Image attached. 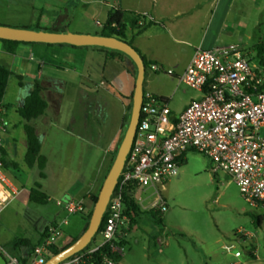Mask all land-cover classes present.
Listing matches in <instances>:
<instances>
[{
  "label": "rangeland",
  "instance_id": "obj_1",
  "mask_svg": "<svg viewBox=\"0 0 264 264\" xmlns=\"http://www.w3.org/2000/svg\"><path fill=\"white\" fill-rule=\"evenodd\" d=\"M85 1L0 0V24L43 29L66 26L71 32L99 33L98 24H103L106 8L99 5L98 0ZM253 1L260 11L246 17L247 26L237 44L252 64L260 65L258 52L260 48L264 51V0ZM99 9L102 15H98ZM118 70L116 82L108 79L112 87L109 89L99 86L98 76L79 79L73 71L59 70L57 73L63 79H73L62 92L59 122L67 124L81 116L87 106L86 102L84 105L81 102L82 94L94 90L98 93L95 99H99L102 110L106 108L108 115L103 118V115L89 114V127L99 131L101 142H106L122 111L119 103L109 100L108 92L121 95L125 101L135 87V74L127 66ZM147 72H153L150 66ZM191 90L181 85L175 103L181 104L186 97L185 91L190 93ZM18 91L17 81L11 80L6 102L12 105ZM212 167L209 158L201 153L189 151L185 154L179 174L168 183L164 193L168 210L162 214V222L144 215L135 227L126 216L127 221L116 241V245L124 249L123 257L116 264H229L233 257L226 252V247L230 246L252 250L258 257L255 264H264V208L246 202L231 178L222 172L214 174ZM20 168H25L20 159L15 163H3V174L10 186L6 188V198L0 196L2 204L9 201L0 211V245L15 257L27 255L31 247H14V241L27 240L33 244L54 222L66 218L67 225L62 228L64 239L81 235L86 220L80 214L69 216L58 207L56 198L60 196L55 191L65 188L76 197L85 195L90 189L86 174L65 167L56 173L50 171L46 181L35 175V181L43 187L41 191L50 197L46 204H35L29 200L34 182L25 183ZM100 189L87 196V204H92L91 196L98 195ZM95 240L96 243L100 241L98 235Z\"/></svg>",
  "mask_w": 264,
  "mask_h": 264
},
{
  "label": "crops",
  "instance_id": "obj_2",
  "mask_svg": "<svg viewBox=\"0 0 264 264\" xmlns=\"http://www.w3.org/2000/svg\"><path fill=\"white\" fill-rule=\"evenodd\" d=\"M99 3L106 8L104 21L112 9L141 14L151 21L153 25L135 37L132 46L152 64H161L174 70L176 74L185 70L197 46L214 49L236 45L241 40L242 30L247 26L246 17L250 18L255 11H260L258 5L254 6L253 0H113ZM102 14V10L99 9L98 15ZM128 35L131 34L128 33ZM0 63L7 66L14 74L9 78L8 85L11 80H15L19 90L12 105L6 102V93L0 103V119L7 127L3 160L7 164L15 163L17 159L22 160L25 168H20V172L25 175V183L28 181L35 183V177L39 178V172L36 168L28 169L24 163L27 143L24 121L18 112L31 93L35 82L52 84L48 86L45 93L49 107L43 116L33 122L41 142V154L47 159L44 181L47 180L50 171L56 173L59 168L67 167L73 172L86 174L90 188L80 197L67 193L65 188L55 191L60 196L56 198V201H61V204L56 202V205L67 212L69 202L85 200L89 194L95 193L102 187L121 138L124 117L130 106L133 91L125 101L121 99V95L117 96L108 92L109 100L114 104L119 103L122 111L116 124L113 125L112 134L104 144L101 142L99 131L95 132L89 127L90 115H103V118L108 115L106 108L102 110L103 106L99 99H95V94L98 93L94 90L89 89L84 95L82 94L84 99L81 102L83 105L86 102L87 106L83 108L81 116L74 117L67 124L59 122L60 105L56 107L63 98L62 95L60 97L59 92H64L73 79L65 80L57 72L59 70L73 71L77 78L88 80L98 76L99 86H106L109 89L112 87L108 79L113 83L116 82L118 69L127 66L126 59L123 56L106 54L93 49L25 44L18 45L15 54H9L0 42ZM180 87L181 85L174 78L167 75H158L153 72H147L145 75V92L166 99L173 118L178 117L192 100L200 97V94L194 90L190 93L185 91L186 97L182 99V103L176 104L175 98ZM0 196L6 198V193L1 187ZM46 196L49 200L50 197ZM91 208V204H84L82 217L85 220ZM57 224L54 222L47 231ZM62 228L54 241V245L60 249L67 247L74 238H77L69 236L64 239L65 233ZM42 241L43 238L40 236L32 245L35 248ZM30 252L22 256L27 259Z\"/></svg>",
  "mask_w": 264,
  "mask_h": 264
},
{
  "label": "built area",
  "instance_id": "obj_3",
  "mask_svg": "<svg viewBox=\"0 0 264 264\" xmlns=\"http://www.w3.org/2000/svg\"><path fill=\"white\" fill-rule=\"evenodd\" d=\"M103 2V0H98ZM102 28V24H98ZM154 73L174 78L198 92L178 117L166 99L144 92L139 123L123 173L107 208L102 231L91 244L62 264H116L123 248L116 241L127 217L123 191L135 186V199L142 210L164 214L168 183L179 174L180 159L189 151L201 153L212 163V172L231 178L248 203L264 208V67L252 64L236 44L228 47L194 48L189 64L176 74L161 64H151ZM7 127L0 119V187L10 186L3 174L1 150ZM140 194L137 196V193ZM0 202V211L8 203ZM61 204V201H56ZM84 199L67 204L68 215L83 216ZM67 218L50 230V235L35 246L25 263L0 245L5 264H44ZM96 235V236H97ZM233 260L229 264H255L257 254L250 249L226 247ZM115 257V258H113Z\"/></svg>",
  "mask_w": 264,
  "mask_h": 264
},
{
  "label": "trees",
  "instance_id": "obj_4",
  "mask_svg": "<svg viewBox=\"0 0 264 264\" xmlns=\"http://www.w3.org/2000/svg\"><path fill=\"white\" fill-rule=\"evenodd\" d=\"M151 25H153V23L151 21H148L141 14H136L133 12L123 11L119 9H112L108 13L106 20L103 22L102 28H100L101 31L96 34L101 35V36H107V37H116L120 40L126 41L130 45H133L134 38L144 33L148 28L151 27ZM32 28L33 29H43L40 26H36ZM44 29L49 30V31H65L66 26L54 27V28H44ZM128 33H130L131 35L129 36ZM0 42L2 43L4 50L9 54H15L17 51L18 45L20 44L56 46V45H46V44H38V43H21V42L8 41V40H0ZM57 46L93 49V50H97L100 52H104L106 54L123 56L125 58L124 54L117 52V51L108 50V49H97V48H89V47H73V46H68V45H57ZM136 50L138 51V53L142 56L144 60L145 70L147 73V69L152 64V62L147 60V58L138 49ZM258 57H259L260 65L264 67V51L262 48H260L258 52ZM12 75L14 74L10 72L8 67L0 63V103L4 99L7 85H8V80ZM49 85H52V84L35 82L33 84L31 93L25 99L23 106L19 109V112H18L19 116L24 121V132L26 135V143H27V149L24 155V163L28 169L36 168L38 170L40 180H44L46 178L44 171L46 168L47 159L41 154V142L37 135L36 128L34 127L33 122L39 119L41 116H43L49 107L48 101L45 97V93ZM59 93L61 97L62 91H60ZM132 98H133V92L130 97L131 103L127 111L128 114L124 117V121L122 125V134H121V138H120L118 145L121 143L124 132L129 123L130 114L132 110ZM58 107H59V104L57 105L56 108ZM116 153H117V148L114 152V156L111 161L108 172L111 168V165L116 156ZM1 155L2 157H4L5 155L3 148L1 150ZM184 158H185V155H183L180 159H182L183 161ZM2 162L5 163L4 160H2ZM40 189H41V184L39 182H35L34 186L30 189V194H29L30 202L35 203V204H46L48 202V197L43 192H41ZM123 196H124V205H125L124 213L128 217L131 226L138 225L139 219L141 218V216H144V215H149L153 219L157 220L159 223L162 222L163 215L161 213L154 211V210L143 211L140 208V206L137 204V201L135 199V186L131 184L126 186L123 191ZM97 198H98V195L91 196L92 208L90 212L87 214L86 226H85L84 231L86 230L88 226V222L92 215L93 207L97 201ZM87 201H88V198H85L84 204H87ZM106 217H107V213L105 214V218L103 220L102 226L99 229L98 234L102 231L104 227ZM49 235H50V231H47L44 234H42L41 237L44 239V238L49 237ZM78 238L79 237L74 238L73 241L70 243V245L73 244ZM13 246L14 247L24 246V247H31V249H34V246L27 240H16L14 241ZM47 249L49 253L52 255H57L58 253L61 252V250H63V249L58 248L55 245H50L47 247ZM18 259L23 263L27 261V259L24 258L23 256L18 257ZM121 259H122L121 257H116L115 258L116 263L120 262Z\"/></svg>",
  "mask_w": 264,
  "mask_h": 264
},
{
  "label": "water",
  "instance_id": "obj_5",
  "mask_svg": "<svg viewBox=\"0 0 264 264\" xmlns=\"http://www.w3.org/2000/svg\"><path fill=\"white\" fill-rule=\"evenodd\" d=\"M0 40L15 41L21 43H38L46 45H68L73 47H89L108 49L125 55L128 69L135 74V87L132 98V110L129 123L123 135L121 143L117 147V153L106 175L93 207L88 226L83 234L70 246L61 250L57 255H51L44 264H62L72 256L87 248L102 226L109 202L123 173L128 154L139 123L141 106L144 97L145 64L138 51L124 40L116 37L101 36L65 31H49L45 29H33L29 27H11L0 24ZM66 198H69L66 196ZM0 264H5L0 255Z\"/></svg>",
  "mask_w": 264,
  "mask_h": 264
}]
</instances>
